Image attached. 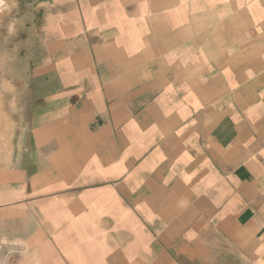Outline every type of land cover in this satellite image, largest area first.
<instances>
[{"label": "crops", "instance_id": "crops-1", "mask_svg": "<svg viewBox=\"0 0 264 264\" xmlns=\"http://www.w3.org/2000/svg\"><path fill=\"white\" fill-rule=\"evenodd\" d=\"M39 1L0 264H264V0Z\"/></svg>", "mask_w": 264, "mask_h": 264}, {"label": "rangeland", "instance_id": "rangeland-1", "mask_svg": "<svg viewBox=\"0 0 264 264\" xmlns=\"http://www.w3.org/2000/svg\"><path fill=\"white\" fill-rule=\"evenodd\" d=\"M41 6L39 0H0V92L10 83L12 87L15 83L21 87L25 74L31 70L43 26V16L38 13ZM5 98L10 103L13 101V96L6 95ZM12 129L0 125V139L6 140L4 144L0 143V149L7 152Z\"/></svg>", "mask_w": 264, "mask_h": 264}]
</instances>
